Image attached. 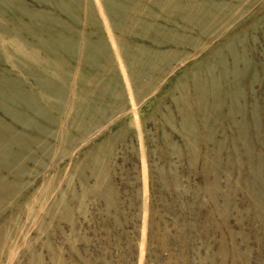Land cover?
Masks as SVG:
<instances>
[{
    "label": "rangeland",
    "instance_id": "obj_1",
    "mask_svg": "<svg viewBox=\"0 0 264 264\" xmlns=\"http://www.w3.org/2000/svg\"><path fill=\"white\" fill-rule=\"evenodd\" d=\"M0 264H264V0H0Z\"/></svg>",
    "mask_w": 264,
    "mask_h": 264
}]
</instances>
